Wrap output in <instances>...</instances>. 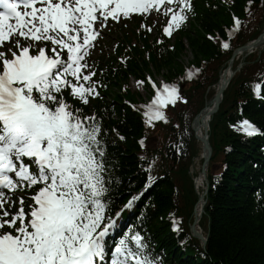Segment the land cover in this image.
I'll return each mask as SVG.
<instances>
[{"label":"snow or ice","instance_id":"snow-or-ice-1","mask_svg":"<svg viewBox=\"0 0 264 264\" xmlns=\"http://www.w3.org/2000/svg\"><path fill=\"white\" fill-rule=\"evenodd\" d=\"M253 3L248 0L246 10ZM193 11V0H0V264L104 260L105 237L115 220L105 215L109 189L101 127L64 93L70 90L84 105L99 97L86 58L109 19L156 12L169 18L163 32L171 36ZM233 22L229 38L242 24L235 15ZM199 72L188 69L186 78ZM149 83L155 95L143 105L146 123L167 122L164 109L187 101L176 83ZM243 124L249 135L258 131L247 120ZM32 189L28 210L20 196L17 210L10 211L16 192ZM131 239L137 250L121 239L111 264H152L139 233Z\"/></svg>","mask_w":264,"mask_h":264},{"label":"trees","instance_id":"trees-1","mask_svg":"<svg viewBox=\"0 0 264 264\" xmlns=\"http://www.w3.org/2000/svg\"><path fill=\"white\" fill-rule=\"evenodd\" d=\"M247 8L248 0H195L194 21L180 31L173 44L158 45L144 31L140 36L143 46H133L124 63L117 68L114 63L108 64L107 71L100 75L106 84L105 93L111 97V102L94 105L96 119L103 126L99 139L105 152L108 207L115 212L137 195L132 205L143 218L136 224L147 237L148 251L165 263L264 264V137L244 141L232 128L242 117V109L264 128V102L253 96L255 81L264 80V50L247 57L212 118L214 154L201 220L208 236L206 247L190 232L198 195L189 170L200 151L191 124L234 50L256 38L264 28V0H254L250 10ZM233 15L244 19V24L230 47L224 49ZM186 40L192 54L190 69H200L192 80L186 78ZM123 49L120 45L119 52ZM148 70L188 83L184 90L187 103L169 105L167 122L149 125L141 112L126 102H136L135 94L129 90L112 93L114 86L127 82L131 75L143 78ZM65 97L84 115L89 112V106L77 102L68 92ZM155 134L158 138L153 143ZM223 163L227 164L224 170ZM217 164L220 174L213 170ZM172 214L181 217L177 231L172 228Z\"/></svg>","mask_w":264,"mask_h":264},{"label":"rangeland","instance_id":"rangeland-1","mask_svg":"<svg viewBox=\"0 0 264 264\" xmlns=\"http://www.w3.org/2000/svg\"><path fill=\"white\" fill-rule=\"evenodd\" d=\"M141 15V14H139ZM145 16L151 23H153L156 28L152 31V37H158V26L165 20V17L162 14H158L156 12H152L151 14L142 15ZM134 30V20L133 17L129 19H121L119 22L110 23L108 28L103 32L102 37L98 41L97 47L92 51V58H95L97 55H101L105 57L106 55H113L114 48L118 40L122 38V34H124L127 30ZM135 42V40H133ZM185 59H191L190 54H188ZM155 79L158 81L163 80L161 75L154 76ZM129 86L132 91L139 92L143 100L145 98H149V91L143 85H139L137 80L132 78L129 82ZM201 164L197 162L196 167L194 170L200 171ZM18 203V200H17Z\"/></svg>","mask_w":264,"mask_h":264},{"label":"water","instance_id":"water-1","mask_svg":"<svg viewBox=\"0 0 264 264\" xmlns=\"http://www.w3.org/2000/svg\"><path fill=\"white\" fill-rule=\"evenodd\" d=\"M258 43H259V41H257L256 43H254L252 46H255V45L258 44ZM227 82H228V81H227ZM225 86H226V84L223 86V88L219 91V93H218V94L216 95V97H215L216 109L218 108L219 103H220V101H221L222 92H223V89H224ZM216 109H215L214 111H216ZM214 111H213V112H214ZM197 121H198V120H196V122H197ZM206 131H207V130H206ZM198 138L201 139V140L204 142V144H205V149L208 150V153H209L208 156H207V159H208V158L210 157L211 153H212V150H211L210 144H209V142H208V140H207V136H205V137H200V136H198ZM207 159H206V161H207ZM197 221H198V219H196L194 225L192 226V230H193V232H194L196 235H198L200 238L203 239V236H202L201 234H197V232L195 231V225H196Z\"/></svg>","mask_w":264,"mask_h":264},{"label":"bare ground","instance_id":"bare-ground-1","mask_svg":"<svg viewBox=\"0 0 264 264\" xmlns=\"http://www.w3.org/2000/svg\"><path fill=\"white\" fill-rule=\"evenodd\" d=\"M223 84V82H222ZM213 106V102L208 106L209 108H211ZM209 111V109L206 111V113H203V117H202V120L199 122L201 124L200 125H197V132L198 134H201L204 132V129L205 128H208V117H207V112ZM203 181H204V178L203 177H200L199 181H198V185H202L203 184ZM200 208L201 206L198 207V212L200 211Z\"/></svg>","mask_w":264,"mask_h":264}]
</instances>
